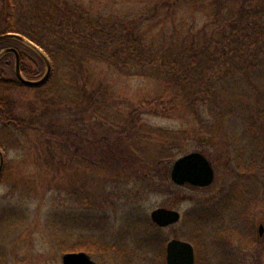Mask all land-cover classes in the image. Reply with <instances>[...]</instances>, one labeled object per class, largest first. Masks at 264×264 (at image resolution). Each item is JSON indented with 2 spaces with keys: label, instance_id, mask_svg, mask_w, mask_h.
Listing matches in <instances>:
<instances>
[{
  "label": "trees",
  "instance_id": "obj_1",
  "mask_svg": "<svg viewBox=\"0 0 264 264\" xmlns=\"http://www.w3.org/2000/svg\"><path fill=\"white\" fill-rule=\"evenodd\" d=\"M4 2L0 35L18 34L40 47L51 61L52 73L43 86L28 87L38 100L37 104H30L24 117L9 95L15 88L25 87L17 81L15 57L7 55L1 60L2 173L7 168L4 147L16 148L20 139L15 132L29 130L41 133L46 142L69 137L77 146L75 152L70 150L72 155L83 158L75 160L77 165L86 163L91 169L110 172L101 178L111 186V191L103 190L106 199L100 208L93 205L95 193L85 185L70 192L79 203L83 201L80 196L85 195L91 201L87 210H96L100 215L86 216L87 235L82 232L74 246L66 251L95 254L101 244L103 254L114 252L117 245L110 244L109 248L107 241L106 230H109L104 211H111L106 207L111 208L114 200L118 205H131L135 209V203L156 191L154 185L161 182L160 178L169 180L172 163L184 151L177 153L178 146H169L167 140L175 143L179 137L190 135L213 143L214 151L226 165L225 181L233 179V184H238L233 190L240 188V193L250 192L258 200L249 204L246 197L233 207L231 191L195 205L186 217L187 221L191 217L194 233L185 238L195 247L197 264H206L204 238L211 247L216 243L218 221L214 220L217 217L218 228L233 238V241L218 243L216 248L223 254L225 249L232 251L234 241L239 248L250 240L264 247L255 231V216L249 219L246 216L255 214L257 206L258 210L263 206L260 209L264 211V185L258 176L260 173L264 179V144L253 143L250 149L246 148L247 165L238 155L246 154L241 151L244 148L237 149L247 136L254 142L264 138V100L258 83L264 79V0H154L138 13L95 12L76 0ZM7 48L19 52L25 77L37 80L42 76L45 65L35 53L12 40L0 42V52ZM107 74L155 83L158 90L152 94V104L162 107L164 113L183 117L187 128L176 133L149 128L134 108L128 115L117 110ZM76 110L85 115L90 113V118L78 116ZM71 115H75L73 120L61 122ZM84 136L90 138L84 142ZM83 143L87 156L79 152ZM158 145L168 148L159 152L153 148ZM204 152L209 160H215L210 151ZM133 191L137 201L132 203L129 198ZM237 207L242 213L238 214ZM134 209L122 219L126 230L121 242L127 243L126 234L134 225L142 231L143 239L151 241L148 244L154 247V256L162 251L164 258L166 240L160 237L163 229L148 216H139V211ZM98 226L104 228L100 241L93 236L98 235ZM117 250L115 255L126 261L134 253L128 248ZM222 256L218 259L221 264L233 262L231 256ZM135 257L131 264L141 260Z\"/></svg>",
  "mask_w": 264,
  "mask_h": 264
},
{
  "label": "rangeland",
  "instance_id": "obj_2",
  "mask_svg": "<svg viewBox=\"0 0 264 264\" xmlns=\"http://www.w3.org/2000/svg\"><path fill=\"white\" fill-rule=\"evenodd\" d=\"M76 1L95 12L106 10L120 13H138L154 0ZM4 6V0H0V14L3 12ZM107 77L109 78V86L114 92V106L117 110L128 115L131 112V108H134V110L138 111L136 114L141 113L142 123L146 124L149 128L164 129L173 133L187 128L183 117L174 113H170V115L164 113L162 107L152 104V94L158 90L155 83L140 78H120L113 74H107ZM258 83L261 86L259 93H262V99L264 100V79L262 78L261 82L258 81ZM9 95L14 99L19 113H22L24 117H27L30 104L32 102L37 104L38 100L34 92L29 90L28 87L15 88ZM75 114L80 117L90 118V113L85 115V113L76 110ZM74 117L75 115L66 116L61 119V122L73 120ZM15 133L20 139V144L16 148L10 149L4 147L3 149L5 151L3 154L7 158V168L0 177V264H63L62 256L69 252L66 250L74 246L80 234H86V216L90 217L91 215L93 217L97 214L100 215L96 210H87L91 201L88 202L85 195L80 196L83 201L79 203L76 196L70 195V192L74 191V188L77 190L82 185H85L88 191L95 193L93 201L96 204L93 203V205L100 208L106 199L103 190L108 189L111 191V186L107 185L101 178L106 173L109 175L110 172L104 173L102 168L99 170L96 168L91 169L86 163H83L84 166L77 165L75 160H83V158L79 155H72L71 151L75 152L77 146L72 144L70 142L71 139L67 138V136L63 139H58V141L51 140L46 142L44 136L37 131L29 130L24 133ZM187 137L183 139L179 137L180 140L175 143L169 142L170 139L167 142L169 146L171 144L177 145V148H179L177 153L183 150V155L191 152L203 153L204 151H210L215 158L214 161L210 158L216 172V179L213 185L209 188L175 185L171 180V169L174 162L183 155L177 157L170 167L168 182L160 178L161 182L154 185L156 191L150 193L143 201L135 203V209L131 205H118L119 202L115 203L114 200L111 201L114 204L111 208L107 204L106 208L111 211H104L109 230H106L109 248H111L110 244L117 245L114 251L117 254V249L128 248V250L134 251L133 254H130L131 256L128 261L121 259L113 251L109 252V255L103 254L101 252V244L98 246L99 251L95 252V255L92 256L95 260L101 264H131L132 258L135 259L136 255L141 260H138L135 264H166V247L169 241L178 239L190 242L185 237L193 234L194 228L191 225V217L188 218V221L186 217L188 214L191 215L198 202L213 196L217 197L218 194L221 196L224 192H229L230 194L231 191L233 207L235 204L237 205V203L241 202L242 199H246V197H248L249 204L258 201L257 198L254 199L250 196L252 195L250 192L240 193V188L233 190V186L237 184H233V179L231 182L225 181V177L228 176L225 169L226 165L221 162L220 154L214 151L216 147L212 146L213 143L211 144L209 141L202 139L203 137L196 138L193 135ZM89 138L90 136H84V142ZM48 143H51V146H48ZM253 143L262 146L264 138L259 137L254 142L252 137L247 136L246 140L237 145V149L244 148L241 151L246 153V148L249 147L250 149ZM84 144L82 151L79 152L87 156V149L84 148ZM159 146L162 147V145H158L153 148L159 152L168 148L166 145H164L166 146L164 148H160ZM204 153L209 154L208 152ZM238 155L240 161H244L243 164L247 165L249 153H238ZM206 157L208 158V156ZM90 159H92L91 155ZM164 165L166 166V164ZM258 176L261 179L260 184L264 185L262 175L258 173ZM148 183L149 181H147ZM135 192L133 191L130 194V202L137 201ZM213 206L217 207L218 205ZM257 207L254 208L255 214L249 213L246 216L248 219L255 216V231L264 244V233L263 235L260 234V226L264 227V211L260 209L263 206H259V210ZM158 208L177 210L181 214V221L178 224L172 227L161 228L163 231L160 232V237H162V240H166L164 258L162 251H159L154 256V247L148 244L151 241L143 239L142 231L134 225L129 229V234H126L127 243L126 241L121 242L122 238L125 239L126 230L122 226V219L127 212L133 209L134 211L138 210L139 216L140 214L146 215L151 220V213ZM240 210L237 207L236 211L238 214L242 213ZM245 212H249L248 208H245ZM138 218L140 219V217ZM219 220L218 217L214 220L215 223L218 221L215 228L216 238L214 241L216 243L213 244L214 247H211V244L208 243L209 240L205 238V245L202 244L206 264H209V261L210 264H221L222 261L218 260L220 256H231L233 258L234 252L233 262L229 264H264V247H261L260 242L257 246V243L253 244V241L250 240L249 244L243 243L239 248V244L234 241L233 244L235 245L232 247V251L225 249V254L219 251V248H216L219 245L218 243L233 241V238L225 235L224 230L218 228L220 225ZM186 222H188L187 225ZM78 225L84 229H81ZM91 225L94 226V224ZM103 230L104 228L99 227L98 235H92L100 241L102 240ZM211 230L210 228L208 231ZM218 232L221 233L218 234ZM89 233L91 234V232ZM228 244H231V242ZM208 250L210 253H208Z\"/></svg>",
  "mask_w": 264,
  "mask_h": 264
},
{
  "label": "water",
  "instance_id": "obj_3",
  "mask_svg": "<svg viewBox=\"0 0 264 264\" xmlns=\"http://www.w3.org/2000/svg\"><path fill=\"white\" fill-rule=\"evenodd\" d=\"M15 41L35 53L45 65V73L38 80H30L21 71V57L14 48H7L0 52V62L7 55L15 57V75L17 81L26 87L38 88L43 86L50 78L52 64L45 52L28 39L13 33L0 35V42ZM1 154V153H0ZM2 166L0 168V177ZM171 180L177 186L190 185L196 188H209L216 179L215 169L210 160L200 152H191L179 157L171 169ZM152 222L160 228H167L181 220L177 210L168 208L155 209L150 216ZM264 227L260 226L263 235ZM166 264H196L194 246L187 241L172 239L166 247ZM63 264H97L86 252H68L62 256Z\"/></svg>",
  "mask_w": 264,
  "mask_h": 264
},
{
  "label": "flooded vegetation",
  "instance_id": "obj_4",
  "mask_svg": "<svg viewBox=\"0 0 264 264\" xmlns=\"http://www.w3.org/2000/svg\"><path fill=\"white\" fill-rule=\"evenodd\" d=\"M1 176H2V175H1ZM180 221H181V220H180ZM180 221H179V222H180ZM179 222H178V223H179ZM178 223H177V224H178ZM175 225H176V224H175ZM172 226H174V225H171V226H169V227H172ZM87 254H89V255L91 256L92 260H93L95 263H97V264H101L100 262H98L97 260H95V259L92 257V256L95 255V254H93V253H88V252H87Z\"/></svg>",
  "mask_w": 264,
  "mask_h": 264
}]
</instances>
